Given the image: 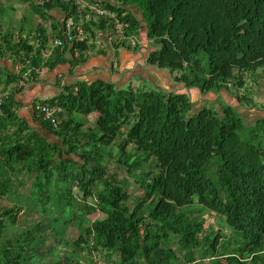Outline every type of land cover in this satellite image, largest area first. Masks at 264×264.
I'll return each instance as SVG.
<instances>
[{
  "label": "trees",
  "instance_id": "obj_1",
  "mask_svg": "<svg viewBox=\"0 0 264 264\" xmlns=\"http://www.w3.org/2000/svg\"><path fill=\"white\" fill-rule=\"evenodd\" d=\"M27 1L35 19L51 16L54 26L62 23L57 8L74 12L61 0L44 6L22 3ZM117 1L129 6L131 33L143 35L141 20L148 28L147 63L176 73L177 84L219 94L231 82L238 91L246 72L264 69V0ZM5 9L0 0V16ZM25 21L30 28L17 32L3 33L0 24L1 59L32 55L28 81L0 68V86L12 89L0 114V198L9 199L33 173L28 204L41 207V217L16 228L22 207L0 208V264H94L97 254L105 264H195L206 258L208 264H264V117L247 123L225 102L194 109L188 93L158 85L79 80L46 100L63 108L57 128L34 108L42 127L62 142L51 143L18 114L14 93L60 64L85 63L95 46L74 42L43 61L36 44L45 46L46 28L28 15ZM104 24L89 21L86 30ZM237 97L242 106L254 104L247 95ZM115 142L120 166L131 177L140 174L143 193L134 202L132 184L109 170L108 148ZM73 154L81 160L67 157ZM196 204L230 228L223 241L220 234H202L205 219L183 209ZM94 212L103 216L90 220Z\"/></svg>",
  "mask_w": 264,
  "mask_h": 264
},
{
  "label": "crops",
  "instance_id": "obj_2",
  "mask_svg": "<svg viewBox=\"0 0 264 264\" xmlns=\"http://www.w3.org/2000/svg\"><path fill=\"white\" fill-rule=\"evenodd\" d=\"M12 6L15 7V5ZM59 12L60 10L57 8L54 11L55 16H58ZM61 18L62 16L59 17V19ZM2 32L5 33L6 30L3 28ZM144 48L141 51L142 60L137 57L139 54L137 50L128 48L118 49L116 51L120 61L118 67L113 65L110 53L105 48L103 50H100L101 48L97 49L87 58L86 62L83 64H79L74 67L70 66L69 64H60L54 69L46 72L43 79L31 81L30 83L26 84L24 88L14 93L13 98L16 102V111L21 117L25 118L27 122H29L30 119L33 122L34 114L38 115L34 111V103L37 100L55 99L63 90V86L76 83L79 80H86L88 82H93L96 80L111 81L117 84L118 87H126L128 85L133 86V84H136V86L143 85L145 87H150L147 84V82H149L151 86L158 85L167 91H174L164 87V80L159 77V73L165 74L169 80H167V82L170 83L169 85L174 86L176 82L172 77V73L166 68H158L148 64L146 61L147 50ZM11 65L12 62L9 59L7 60L6 58H0V68L6 67L11 69ZM245 74L248 76L250 81L249 84L251 85H249L250 87L246 86L242 94L252 98L255 105L253 104L249 106H253L251 113L253 116H255V119L258 117H264V69H259L256 71V73H254V75L250 74L249 72H246ZM260 78L262 79L259 86L256 88L257 82L260 80ZM181 90L180 92L189 94V91H192L193 89L185 88V91ZM196 90L198 92L197 95L199 96L207 94L203 93L198 88ZM224 90L228 91L227 94H223L222 92L219 93L221 94L219 99L217 98L218 94L211 91L212 94L214 93L213 95L216 97L217 102H225L234 107H236L235 104H240L238 97L236 99V93L238 91L234 87ZM206 96L208 97V94ZM191 98L193 99L192 93ZM203 106L205 105H202V107ZM29 124L32 127H35L33 126V123L29 122Z\"/></svg>",
  "mask_w": 264,
  "mask_h": 264
},
{
  "label": "built area",
  "instance_id": "obj_3",
  "mask_svg": "<svg viewBox=\"0 0 264 264\" xmlns=\"http://www.w3.org/2000/svg\"><path fill=\"white\" fill-rule=\"evenodd\" d=\"M32 1L41 6L49 2V0ZM61 1L65 2L68 5V10H73L74 14H68L59 8L62 14V23L56 26H54L55 22L51 16L45 20L41 17L37 19L46 28V33L49 37L44 47H41L39 43L36 44L43 61L48 60L57 48L63 52L66 45L70 46L74 42H84L88 45H94L93 51L107 48L113 65L118 67L120 64L116 52L118 49L137 47L143 43L140 36L130 32L131 22L127 19L129 6H126L121 1L108 0L113 7L103 5L102 2L105 0ZM44 11H47V9H44ZM48 12L50 13V11ZM102 20L106 22L104 24L105 28H93V33L90 30H86V25L89 21L100 22ZM67 54L69 55V53ZM76 55H79V53L76 52ZM9 60L12 62V71L21 74L23 79L28 81L30 79V71H26V68L32 62V55L28 58H16L14 60L10 58ZM35 70L38 72L37 68ZM229 85L231 84L229 83ZM11 91V88L5 89L0 86V114L3 113V105L9 99ZM34 108L44 122L50 123L55 128L59 126L61 122L60 114L63 112L61 105L56 102L49 103L46 100H37L34 103Z\"/></svg>",
  "mask_w": 264,
  "mask_h": 264
},
{
  "label": "rangeland",
  "instance_id": "obj_4",
  "mask_svg": "<svg viewBox=\"0 0 264 264\" xmlns=\"http://www.w3.org/2000/svg\"><path fill=\"white\" fill-rule=\"evenodd\" d=\"M1 5L8 7V9H5L4 14H2L0 16V24H2V26L5 30L12 29L14 32L15 31L17 32V31H19L21 26L23 28L29 29L31 26L30 23H26V21L24 23L23 22L21 23L24 15H28V17L30 18L29 22H31V23L34 22V24H35V23L39 22L28 11V9H29L28 1L22 3V0H1ZM12 5H15V7H13ZM10 7H11V9H10ZM58 14L59 15L56 17L59 18L62 16L61 12H59ZM143 37H144V35L140 36V38L143 42L140 46L131 48V49L137 50L139 52L137 57H139L141 60H142L141 51L143 50L144 47H145L144 49L147 50V47L149 46V44L146 46V43H148V40L147 39L144 40ZM174 74H176V73H174ZM246 76L247 75L245 74L244 75V83H243V85L239 86L238 92L236 93L237 95L238 94L243 95L242 93L244 92L245 87L246 86L248 87L249 85H251V84H249L250 81H249L248 76L247 77ZM159 77H161V79L164 80L163 86L167 87L169 90H174L175 92H179V93H180L181 89L185 91L186 87L183 83H178V84L175 83L174 86H170L169 85L170 83L167 82L168 78L165 74L159 73ZM261 79L262 78H260V80L257 82L256 88L259 86ZM147 84L149 86H151V84L149 82H147ZM133 86L137 87L136 84H133ZM190 89H193L192 91H189V95L191 97V93H192L193 99L191 98V100L194 103V106H193L194 109L200 108V107H202V105H212V106H216L217 108H220V103L216 101V97L213 95L214 93L212 94L211 92H208L207 93L208 97L206 96L207 94L199 96V95H197L198 94V92L196 90L197 88H190ZM181 93H185V92H181ZM218 97H219V94H218ZM234 97H235V95H234ZM236 99H237V96H236ZM235 106L237 107L238 111L241 114H243L244 119L247 123H251L254 121L255 116H253V114L251 113L253 106L252 107H250L249 105L240 106L239 103L235 104ZM29 122L32 123V120L30 119ZM93 122H94V116L91 114L89 117H87L86 126L87 127L92 126ZM125 129H126V127L124 128V130ZM36 130L38 132H40L39 128ZM117 144L118 143L115 142L114 144H112L108 148V150L110 149V151L112 153L111 154L112 157L108 158L109 170L113 173H117L120 178H126V180H128L132 184V186L130 188V190H131L130 192L132 194V200L134 202L137 200L138 196H141L143 193V189L141 187V182L137 181V179H136V178L140 179V174L138 173L137 177L136 176L131 177L130 174H128L125 171V168L120 166L119 162L117 161V157L119 156ZM127 148L129 151H134V145L133 144L128 145ZM210 165H211L210 170L215 172L217 169V165L215 163H212ZM21 176H22V174L16 175L15 177L17 179H20ZM33 176H34L33 173L25 174L24 175V179H25V183H26L25 186H19L17 191L14 192L9 199L6 197L0 198V208L2 206H11L13 204H18L20 207H22V212L19 215V221L17 223L16 228H19L20 226L21 227L28 226L34 220L41 217V207H39L37 205L36 208L31 209L30 205L28 204V202H29L28 198L31 196V191H32V178H33ZM21 180H23V177ZM183 209L188 211L189 213H191L196 218H199V219L204 218L205 219L204 231L202 232V234H204V235L205 234L210 235L211 233H217V234H220L222 236L221 239H219V240L223 241L226 238V237H223L224 233H230L231 232L230 228H228L226 226L223 219H220L218 216H215L213 213H210V211L202 205L196 204V205L185 206V207H183ZM102 216L103 215L100 212H94V213L88 214V218L90 220H94V219L102 217ZM216 218H219V219L215 220ZM69 231H70V229L67 230L68 235L70 234ZM76 235H77V233L74 231L71 233L70 237H72V236L75 237ZM197 256H199V253L197 254ZM92 258L95 262L94 264H105L104 258L100 254L92 256ZM81 262H85V261L83 259H81ZM208 263H209V260L206 258V259H202V260L198 261L195 264H208Z\"/></svg>",
  "mask_w": 264,
  "mask_h": 264
},
{
  "label": "water",
  "instance_id": "obj_5",
  "mask_svg": "<svg viewBox=\"0 0 264 264\" xmlns=\"http://www.w3.org/2000/svg\"><path fill=\"white\" fill-rule=\"evenodd\" d=\"M138 17L141 19L142 18V14H138ZM141 24H142V33L144 35L143 39L145 40L147 38V31L148 28L145 24V22L143 20H141ZM11 70H12V66H11ZM223 94H227V90H222L221 91ZM33 126L38 127L41 130V134L46 137L51 143H56V142H60V138L58 136H56L54 133L51 132V130H49L48 128H43L41 122L39 121V119L35 116L33 117ZM69 158H73L75 160L80 161V157L76 156L75 154L73 155H69L67 156Z\"/></svg>",
  "mask_w": 264,
  "mask_h": 264
},
{
  "label": "clouds",
  "instance_id": "obj_6",
  "mask_svg": "<svg viewBox=\"0 0 264 264\" xmlns=\"http://www.w3.org/2000/svg\"><path fill=\"white\" fill-rule=\"evenodd\" d=\"M229 83L231 84V85H229ZM228 86H229V88L230 87H233V84L231 83V82H228ZM239 88V87H238Z\"/></svg>",
  "mask_w": 264,
  "mask_h": 264
}]
</instances>
